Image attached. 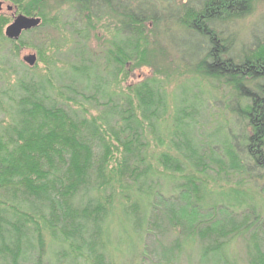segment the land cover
Wrapping results in <instances>:
<instances>
[{
  "label": "trees",
  "instance_id": "16d2710c",
  "mask_svg": "<svg viewBox=\"0 0 264 264\" xmlns=\"http://www.w3.org/2000/svg\"><path fill=\"white\" fill-rule=\"evenodd\" d=\"M31 1L20 12L42 24L20 40L0 18V264H114L123 248L139 264H222L248 236L250 264H264L263 211L250 205L264 190V44L239 56L220 30L256 0H72L87 21L76 38L115 23L104 68L80 40L67 68L47 57L44 72L11 66L6 46L17 56L27 34L59 29ZM38 41L43 59L55 46ZM170 49L191 77L172 95ZM140 68L154 72L115 92ZM200 79L236 99L229 123L207 136L208 103L190 88ZM247 181L262 191L252 196Z\"/></svg>",
  "mask_w": 264,
  "mask_h": 264
},
{
  "label": "rangeland",
  "instance_id": "374dc122",
  "mask_svg": "<svg viewBox=\"0 0 264 264\" xmlns=\"http://www.w3.org/2000/svg\"><path fill=\"white\" fill-rule=\"evenodd\" d=\"M19 1L20 2L14 3L12 0H0V2L3 3L2 11L0 12V18L1 20L4 19V21H6L3 30L4 35L6 28L13 22L15 16L25 15L20 12L22 9H19L18 4H24L25 6V4L32 2L31 0ZM23 1L25 3H23ZM40 3H42V7H45V9L47 10V14L50 19H57V21L59 22V29L56 30L54 26L48 25L47 28L42 30L41 33L27 34L24 39L26 46L21 47L17 56H14L10 53V51L13 49V45L7 44V51L11 56V66H15L18 63H22L25 66L30 67L23 60L29 55H35L37 57L36 64L39 67V71L44 72L46 67V62L44 60H46L47 57H49L48 60H53L54 56L56 60L60 61L58 67L67 68V65H69L68 62L72 61V59L67 57L68 53L76 47L77 41L81 40V45H79V47H85L88 54L93 55L95 61L99 62L100 65L104 68L106 60L105 48L109 47V41L115 31V23L113 22V20H111V22L102 20L99 24L95 25L94 28H90V34L89 36H87V38L85 37L84 39H79L76 38L75 35L72 34V32H83L85 28L84 25H86L87 21L84 22V20L80 19L77 15H75L72 0H40ZM9 8H12V10H9ZM220 30L224 37L232 38L234 42V53L239 56H242L248 52H252V50L256 47L255 45L258 43L263 45L264 0H256L253 6V11L250 15L242 19L223 24L220 27ZM173 33L177 34L176 37L181 40L177 41L179 43L183 42L186 47V50H189V48H191L189 45L188 37L185 33ZM40 37L46 40L47 44H53L55 46V48H53L52 50H48L45 53L43 59H41L38 53V39ZM170 51L176 62L173 65V69H175V72L169 74L168 76L170 77V79L166 80L165 82L170 94L172 95L175 93V91L180 85L184 84V82L190 79L191 77L188 75L181 76L179 74V71L183 70L184 68L183 63L179 61L180 55L175 50L172 51L170 49ZM6 69L8 70V67ZM9 72L8 74L12 73L11 81H13V79L15 78L14 72L12 69H9ZM153 72L154 71L150 68H140L136 71H133L132 73H128V77L126 78L125 76L119 77V85L116 87L115 92L126 90L129 85L137 83L142 79L151 76ZM5 81L6 80L3 79L0 81V90L3 87ZM196 83L198 84H193V82L190 83L192 84L190 85L191 90L197 95L200 94L201 97L204 98L208 103V112L206 114V117L204 118V121L201 122V132L204 136H207L208 134L213 132L216 127L225 126L229 123L230 108L236 105V99L231 88H229L223 82H218L216 80L200 79ZM58 99L61 98L58 97ZM90 112L95 113L93 111ZM173 113L174 106L173 103H171L170 115L172 116ZM254 183L255 182L253 181H247L244 186V190H249L252 196L256 191H262L261 187H258L259 189L253 187L255 185ZM262 184L263 182L257 185L261 186ZM254 204L256 206H259V208L261 207V210L263 211L262 214L264 216V190L260 196H257V194L253 196L250 205L254 206ZM47 240L49 239L47 238ZM248 243L249 236L246 239L238 238L231 242V252L228 253V259L222 264H250L251 258L248 251ZM134 245L139 246V240H135ZM134 245H132V243L130 242V251L133 250V248L135 247ZM133 252L134 254H129L128 252L126 253L124 248L120 249V251L114 253L113 263L139 264L138 259H136L137 254L135 253V251Z\"/></svg>",
  "mask_w": 264,
  "mask_h": 264
},
{
  "label": "water",
  "instance_id": "95a60500",
  "mask_svg": "<svg viewBox=\"0 0 264 264\" xmlns=\"http://www.w3.org/2000/svg\"><path fill=\"white\" fill-rule=\"evenodd\" d=\"M3 3L0 2V12L2 11ZM12 10V8H9ZM42 19L39 17H28L25 15L15 16L13 22L6 28L5 37L12 41H18L23 33L32 31L40 27ZM28 66L34 67L37 62L35 55H29L23 60Z\"/></svg>",
  "mask_w": 264,
  "mask_h": 264
}]
</instances>
